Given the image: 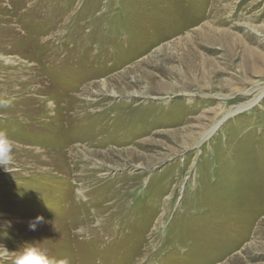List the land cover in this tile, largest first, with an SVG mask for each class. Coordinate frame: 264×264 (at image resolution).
Returning a JSON list of instances; mask_svg holds the SVG:
<instances>
[{
  "label": "rangeland",
  "instance_id": "1",
  "mask_svg": "<svg viewBox=\"0 0 264 264\" xmlns=\"http://www.w3.org/2000/svg\"><path fill=\"white\" fill-rule=\"evenodd\" d=\"M16 3L0 244L53 264H264V0Z\"/></svg>",
  "mask_w": 264,
  "mask_h": 264
},
{
  "label": "clouds",
  "instance_id": "2",
  "mask_svg": "<svg viewBox=\"0 0 264 264\" xmlns=\"http://www.w3.org/2000/svg\"><path fill=\"white\" fill-rule=\"evenodd\" d=\"M14 144L8 138L7 134L0 131V168L5 171L11 172L10 166L12 164V152ZM43 222L42 216H36L33 220L28 222V228L31 231H35L37 226ZM0 227L10 228L11 221H3ZM0 248L5 253L14 255L15 259L13 264H53L46 252L36 246L35 243H25L19 247L18 250L9 252L4 245L0 244Z\"/></svg>",
  "mask_w": 264,
  "mask_h": 264
},
{
  "label": "bare ground",
  "instance_id": "3",
  "mask_svg": "<svg viewBox=\"0 0 264 264\" xmlns=\"http://www.w3.org/2000/svg\"><path fill=\"white\" fill-rule=\"evenodd\" d=\"M12 4H11V8H10V11H11V18L10 20H8V24H9V34L7 35L5 33V30L1 31L0 30V40H7L8 38L11 40V41H14L16 43L17 41V36H18V32H19V29H22L20 28V13H19V6L17 5L16 3V0H11ZM4 2L3 0H0V25H2V23L4 22V13H6L8 10L5 9L4 7ZM9 5V4H8ZM22 13V12H21ZM22 17V16H21ZM22 20V19H21ZM35 23V22H34ZM22 24V22H21ZM216 23H213V25L210 27L209 25H206L205 28H208L209 32L213 35V32L215 31L216 27H213ZM3 27H5L4 25H2ZM1 27V26H0ZM23 27V26H22ZM7 30H8V26L6 27ZM27 28V27H26ZM204 28V29H205ZM25 29V28H24ZM23 36V35H22ZM16 45V44H15ZM237 45H240L241 47H243L244 49V52H248V51H251L249 50L248 48L246 49L245 47V44L242 43V42H237ZM16 47V46H15ZM245 47V48H244ZM13 49V48H12ZM2 56V55H1ZM259 60H263L264 61V58L260 57L258 58ZM66 149V148H65ZM71 152V151H69ZM67 155V154H66ZM70 155V154H69ZM77 157V156H76ZM75 157V158H76ZM74 160V159H73ZM69 162V161H68ZM71 165V164H69ZM56 172V171H55ZM1 219V218H0ZM7 219V218H6ZM108 239V238H107Z\"/></svg>",
  "mask_w": 264,
  "mask_h": 264
}]
</instances>
